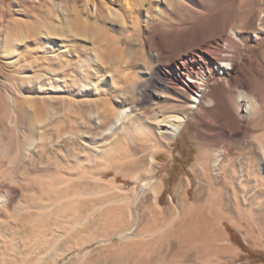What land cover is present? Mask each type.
I'll return each instance as SVG.
<instances>
[{"label":"bare ground","instance_id":"obj_1","mask_svg":"<svg viewBox=\"0 0 264 264\" xmlns=\"http://www.w3.org/2000/svg\"><path fill=\"white\" fill-rule=\"evenodd\" d=\"M81 1L86 15L84 19L77 10L67 5L61 17L49 12L52 9H47V20L55 18L54 21L58 23L61 19L63 23L56 24L58 27H66L80 34L85 40L82 46H86L93 56L90 59L101 66L100 82L114 84L119 81L124 85H134L139 76L136 73L141 70L140 65L146 62V56L150 60L156 56L158 62L165 63L162 73L167 81V88L188 89L191 104L185 115L169 114L153 104L145 107L146 113L140 111L141 114L137 109L139 107L124 104L114 111L112 102L118 103L128 92L114 93L111 99H103L101 96L97 98L94 95L97 90L89 73L86 82L88 87L90 85V92L86 99H64V104L67 103L65 109L75 108V111L72 116H60L54 104L56 100L42 93L45 90L51 91V81L48 84L47 81H42L52 78L53 71L56 70L47 65L46 68L39 65V68V58L35 57L38 56L37 51H33L36 49H32L29 42L26 44L27 41L25 44L29 48H20L14 55L12 51L8 53L9 57L14 58L13 63L22 61L23 65L19 62L13 69L17 77L20 75V79L14 83V89L19 95L10 97L8 112L4 108L0 111V221L1 216L11 213L10 210L15 216L14 219L13 215L10 217L12 221L9 219L13 222L12 231L7 227L11 234L7 231L8 234H5L2 230L8 236V243L5 244L3 240L4 245H1L0 237V264H57L58 259L67 255L71 249H60L59 244L68 242L71 239L66 238L74 234L76 248L85 246L88 243V240L83 241L85 237L82 238L86 236L82 235L85 231L81 232L78 227L82 228L81 225L86 223L87 217H82L81 214L79 218H74L79 212L78 207L82 205L81 199L84 196L97 197L113 190V194H110L112 201L94 205V209L100 210V213L93 223L102 225L104 230H116L121 239H132L124 250L135 248L138 257L132 256L134 259L128 264H152L153 259L148 257L153 249L154 252H159L165 245L168 250L163 252L167 250L168 253L176 246L177 251L173 252H182L183 260L193 258L199 261L201 256L218 250L219 232L215 229V223L203 218L200 212L204 206L203 200L221 203L222 200L228 201L225 196L231 193L242 198V201L249 202V206L250 202L258 201L256 213H264V76L246 52L249 40L258 39L264 33V16L256 19L255 31L251 32L247 31V25L254 14L252 6L244 11L241 20L243 28L235 26L241 3L236 6L230 2L228 14L217 18L214 16V6L223 5L225 0ZM13 4L22 9L25 1L0 0V20L8 16ZM27 7H24L26 11L29 10ZM25 10L20 13L29 15ZM41 22L27 24V28L32 27L33 31L30 32L34 33H30L31 36L28 37L24 35V39L39 40L43 47L51 42V27L55 24L51 22L50 26L44 21ZM5 36L12 38L13 34L7 31ZM51 43L62 55L66 53L67 49L57 44L58 42ZM169 53L171 54L168 55ZM41 68L45 69L44 73L40 72ZM220 84L222 91L214 94V89ZM47 85L51 87H46ZM153 94L158 100L165 98L161 91H154ZM108 111L112 113L106 117ZM139 116L143 117L142 120L136 119ZM190 118L205 122L206 131L209 133V137L196 146L197 154L190 167V173L197 182L193 201L189 202L186 197L189 181H180L174 189L177 205L162 209L158 200L163 192V183L153 181L151 177L157 151H154L155 143L151 144L153 141L150 142L149 133L156 130L163 137V144L169 145L179 137ZM133 138L138 140L141 152L152 149L148 158L130 152ZM243 144L244 148L241 150L247 161L245 169L238 166L236 158L237 148ZM70 150L74 154H80L77 159L83 158L78 161V168L71 166L67 160L71 158ZM115 153L120 154L112 166L115 175L126 177L134 171V181L138 178L144 179L139 180L141 182L138 188L136 184L126 193L113 186L111 179L107 182L101 181L99 176L101 172L109 169L107 166L101 171L89 172L87 166L92 159H108ZM217 170L220 171L218 174L215 173ZM90 184L93 185L90 193L79 189ZM105 184L110 188L105 189ZM14 188L18 190V199L12 205L10 196ZM92 203H95L94 199L91 200ZM21 207L26 208L28 215L20 213L19 210H24ZM247 225H250L249 222ZM252 225L261 227L264 237V219L254 221ZM25 226L28 231H25ZM21 232L28 233L24 236ZM246 234V237L250 236L247 231ZM49 237L54 238L50 240L54 241L55 250L51 248L50 240V243L45 241ZM69 243L67 246L73 244ZM48 247L58 254L49 257L50 252L45 251V254L49 253L48 257L43 254L41 256L40 249ZM133 253L137 254L135 251ZM161 258L163 262L158 259L159 261L153 263L165 264V258ZM193 261L190 262L195 264Z\"/></svg>","mask_w":264,"mask_h":264},{"label":"rangeland","instance_id":"obj_2","mask_svg":"<svg viewBox=\"0 0 264 264\" xmlns=\"http://www.w3.org/2000/svg\"><path fill=\"white\" fill-rule=\"evenodd\" d=\"M24 1H25L24 7L28 6L27 7L29 8L28 11H26L24 7H22L21 9V7L17 6L16 4L15 5L13 4L11 6L8 16H6L4 20H0V111H1V108H4L5 111L8 112L10 110V97L19 95L18 92H16V90L14 89V83H17L16 81L20 79L19 77L20 75H18L19 77L18 78L16 73H13L14 72L13 69H15V67H17V65L20 64L19 62L22 63L20 65H23V62L19 61V62L13 63L14 58L9 57L8 53H11L12 51L14 55L15 54L14 52L17 53L20 50V48H25V46L28 47L31 44L30 47L32 46V49H36L33 51L38 52V53L36 52L38 56H35L36 54H34L35 57L39 58L38 60L39 62H37L38 63L37 65L38 66L47 65L49 68L56 70V72L55 71L53 72H54V75H56L57 77L53 75L52 78H48V76H46V78L48 79H44L42 81V83H45V81H47L46 82L47 84H48V81L49 82L51 81L49 84H51L53 88L51 87V85H47L46 87H49V86L51 87V91L45 90V91H42V93L45 96H48V95L51 96L54 100L57 101V102L55 101L54 104H56V111L59 113L60 116H63L64 114H66L64 116H68V114L69 116H72L74 115V111H75L73 110L75 108H69L70 110L65 109L64 106H66L67 108V103L64 104L63 102L64 99H75L77 101L78 100L84 101V99H86L87 94L90 92V89H89L90 85L88 87L87 85L88 83L86 82V78L89 75V73L91 74L90 75L92 78L91 81H93L94 86L97 90V94H94L96 95L97 98L101 96V98L103 97V99H111L114 93L120 94L124 91L128 92L125 98L121 97L118 103L112 102L114 106L113 109H115L114 111H116L117 108L121 107V105L124 104L128 106H135L136 108L139 107L137 108L139 109L138 110L139 112L143 111L142 113H146L145 111L146 108L153 104L159 108L166 110L165 112L169 114H176V115L184 114L185 115L188 112L189 105L191 104V94L189 90L186 88H181V87L175 88L174 90H169L167 88V81L164 78L163 73H162L163 65L165 63L164 61L162 63L158 62L156 56L152 57V60H150L148 56H146L145 58L146 62L143 65H140L141 70L137 71L136 73L137 75L139 74V76H138V80L135 82L134 85H130V84L124 85V84H121V82L119 81H115L114 84L107 83V82H100L101 75H102L101 66H98L91 60L93 56L92 54L90 55L89 51H87V49L85 48L86 46H82L84 45L85 40H83V38L79 36L80 34L74 33L66 27L64 29H61L60 27H58L56 24L63 23L61 22L62 21L61 19H60L61 21L59 20L58 23H56L57 21H54L56 20L55 18L50 19L51 21L47 20L49 19V16H48L49 12L51 13L53 12L54 14L61 17L65 7H68V6L69 7L72 6L71 8H73L74 10H77L79 15L84 19L86 15H85V12L82 10L81 0H67L68 2H66V0H24ZM230 2L235 3L236 6H239L241 3L240 11L237 14V20L235 24L236 27L243 28L242 27L243 24L241 20L245 14L244 11L245 10L247 11L248 8H250L251 6L252 8H254V14L252 15V19L249 21L247 25V28H248L247 31H251V32L255 31L256 19L264 16V0H225L223 2V5L214 6L213 8L214 16L217 18V17H220V15L228 14V12H230L229 11ZM71 8L70 10H72ZM23 9L26 11V13L28 12L27 14L29 15L26 16L24 14H21L23 13L22 12ZM47 9L48 10L52 9V11L48 12ZM46 10H47L46 12L47 15L45 13ZM29 11L30 12L32 11V12L30 13ZM30 14L31 16L32 14L34 15L31 17ZM27 21H29V23ZM41 21H44L47 25H50V26H52V23L55 24L56 27L55 26L51 27L52 29L51 33L53 34V36H51L52 37L51 42H58L57 44H60L61 46H63L64 49H67L68 52L66 51V53H63L62 55V53H59V50H57V48L53 46L51 42L47 43L48 45L46 44L42 47L40 45L41 42H39V40H31L32 38L24 39L25 38L24 35L28 37L34 33V32H30V31H33L32 27L29 26V28H27V26L30 24H34V23L36 24L37 22L42 23ZM26 22L28 25L25 24ZM49 22L50 24H48ZM6 29L7 31H10V33L13 34L12 38L10 36H9L10 38L8 36H5L7 33ZM26 30H28L29 32L28 31L26 32ZM17 31H19V33ZM226 31H228V28ZM263 31H264V23H263ZM26 33H28L29 35ZM5 38H8V39H5ZM251 40H254V41H251ZM25 42L26 44H28L29 42V45L27 46ZM34 43H37V44L34 45ZM9 45H13L16 47H10ZM38 45L40 46L39 48H38ZM35 47H37L38 49ZM246 52H247V55L251 58L253 64L256 63L259 66L261 74L264 76V33L259 35L258 39L251 38L249 40V43L247 44ZM171 53H169L168 55H170ZM166 58L167 57H165L164 60H166ZM44 66H41V67L43 68L47 67V66L45 67ZM43 68L39 69L40 72L42 73L45 72V69ZM91 69L94 70V73H93V70L91 71ZM8 80L9 82H7ZM12 81H13V84H12ZM157 90L165 94L164 100L162 99L158 100L155 98L153 92ZM220 91H222L221 84L217 88L214 89V94H217ZM62 106L64 109L62 108ZM111 113L112 111H108L107 114H105L106 117H109ZM139 114H141V112ZM141 118L143 117H140V116L136 117L137 120H142ZM150 132H151L149 133L150 140H151L150 142L153 141L151 143L152 145H154L153 143H155L154 151L155 150L157 151L156 163L152 166L153 173L151 174L152 175L151 177L153 181H157V182L162 181L163 183V190H162L163 192L161 193L159 200H158L159 207L164 209L168 207L173 208L175 207V205H177L178 199L174 195V189L179 184L180 181H185V182L189 181L190 186L188 187L186 191V197L189 202H192L193 196H194V193L197 187V182L195 180V177L190 173V167L192 166V163L194 162L195 156L197 154L196 146L202 143L204 139L209 137V133L206 131L205 122L198 121V120L196 121L194 118H190L186 122L182 130V133L179 135V137L177 139H174L169 145L163 144L164 142V140L162 139L163 137L157 134L158 132L156 130L153 129ZM8 133L12 134L11 131H9ZM151 134L153 135L151 136ZM11 137H13V135H11ZM131 145H133V147L131 146L130 152L133 151V153H136L139 156H144V157L151 155L150 152L152 149L151 150L144 149L143 152L140 151L141 147L140 145H138L137 139L135 140L133 138V142L131 143ZM137 146L139 147L137 148ZM242 148H244V144L237 148L236 158H237L238 166H241L243 169H245L247 161H246L245 153L242 152L241 150ZM70 151H71L70 157L72 159L68 158L67 160L69 161L71 166L76 167L77 165L80 164L79 162L83 158L81 157V159H77L78 157L80 158V154L79 155L76 153L74 154L72 152L73 150H70ZM112 156H114L113 159H112ZM118 156H120V154L118 155L115 153L111 155L110 158L108 159L104 158L100 160L98 158H94L88 163L87 168L89 172L91 173V172H97L98 170L101 171L103 170V168L105 169L107 166V168L109 169L101 172L99 176L100 180L103 182L104 181L107 182V180L110 181L111 179L113 186L115 187L117 186L119 190L123 192L125 191L127 193L136 184H137L136 188H138L139 183L141 181H144V179L138 178L136 181H134L133 178L135 176L132 173L134 171H131V173H128L126 177H123L121 175H115L112 166L115 164L114 160ZM121 157L124 158V156H121ZM102 160L104 161V163ZM145 167L146 168L144 170L147 169V166ZM217 171H215L216 174L220 172V171L218 172ZM103 187L105 189L110 188V186H106V184L103 185ZM79 189L84 193H90L93 191V185L91 184L85 185V188L83 186V188L80 187ZM107 192L97 195V197L89 196V198H87L84 196L83 199H81L82 205L78 207L79 212L77 213V215L74 216V218L75 219L77 217L79 218L81 214H82V217H87L86 223L84 225H81L82 228H80L79 226L78 229L81 230V232L82 231L86 232V233L83 232L84 234L82 235H86V236H83L82 238L83 239L86 238L83 241L87 242L88 240V243L83 247L76 248V245H75L76 243L74 242L76 240L75 239L76 235L74 234L75 237L73 234H72L73 236L70 235L71 237L69 236L68 238H66V240H69V238L71 240H69L68 242L65 241V243L62 242L59 244V246H60V249H66V247L71 248V249H69V252L67 253V255H65L61 259H58L57 264H128V262H131V260H133L135 256L138 257V253L136 252L134 247H133L134 250L131 248H130L131 250H129V248L124 250V248L126 246H129V243L132 242V239H129V238L128 240L127 238L121 239L118 236L119 234L116 233L117 232L116 230L115 231L113 229L104 230V227H102V225L97 226V224L94 225L95 223H93L94 219L99 217V213H100L99 212L100 210L98 211V209H94V207L97 206L98 204H102V202L106 204V202L109 203L110 201H112L111 195L113 194L114 190L113 192H110V191H107ZM225 197L226 199H228V201L222 200L221 203H218L217 201L214 202L212 200H207L204 202L203 200L202 202L204 206L200 211L203 215L202 216L203 218H206V219L208 218L209 220L214 221L215 229L219 232L218 237H217V248H218V250H216L217 253L214 252L206 256L205 255L201 256L199 260L200 262L195 261L193 258L189 260L191 262L194 260L195 262L194 261L193 262L195 264H264V237L260 229L261 227L252 225L254 221L264 219V213L262 212L256 213L257 211L256 207L257 205H259L258 201L250 202V206H249L248 204L249 202L247 203L246 200L242 201V198L240 197L237 198L233 196L231 193H229L228 196H225ZM17 199H18V190L14 188L12 189V194L10 196V200H11L10 204L12 205L15 204ZM93 199L95 200V203L91 204V200ZM96 200L98 201L97 203H96ZM22 206L24 207V205ZM23 207L21 208L24 209L25 211L19 210L20 213L22 212L23 215L24 214L28 215L26 208H23ZM104 207L106 206L104 205ZM237 208L238 210H236ZM34 211L35 210H33V212ZM9 212H11L12 214L7 213L5 216H1V221H0L1 222L0 223V228H1L0 237H2V240H1L2 242L0 241L2 243L1 245H4V243L5 244L8 243V236H6L5 234H8L7 232L11 234V231H12L11 228L13 226L12 224L13 222H11L12 220L10 217H12L13 215L12 219H14L15 216L11 210ZM5 219L7 220L10 219L11 221L10 220L6 221ZM248 222L250 224L249 226L247 225ZM9 224L11 225L9 226ZM3 225L6 227H4ZM7 227H9L11 231H9L10 229L7 230ZM26 228L28 229V227L25 226L24 228L25 231H28L26 230ZM24 229H23V232H24ZM78 229L76 228L77 231ZM2 230L5 232V234H3L4 232ZM105 231L107 232L105 233ZM246 231L249 233L250 236L246 237L247 235ZM25 233L24 234L22 233V234L25 236L27 235L28 232L26 234ZM107 233H110V234L108 235ZM22 234L20 235L21 237H23ZM105 234L108 235L109 237L106 238L107 236ZM50 238L54 240V238L49 237V239L47 238L45 241L47 242L48 240V243H50L51 241ZM101 239H103V241H101ZM3 240H4V243H3ZM70 241L73 244L69 243ZM51 242H52L50 243L51 248L53 247L54 249V246H53L54 241H51ZM67 243L71 244L69 245L70 247L67 246L68 245ZM51 248L48 247L47 249H40V255L43 254V255H46V257H48L47 255H49V253L45 254L48 251L50 252L49 257L51 256L54 257L55 255H57L58 252L56 253L54 251L55 249L53 251L50 250ZM165 249H167L166 245L163 248L159 249V252H157L158 250L154 252V249H153L152 251L153 253L151 252L150 254L151 256L148 257V259L150 260L153 259L152 260L153 262H157V260L159 259L160 261L163 262V259L161 258L163 257L165 258L164 259L165 264L166 263L169 264V262L170 264L172 263L173 264H177V263L178 264L179 263L180 264H186V263L192 264L189 260H187V258L183 260L182 252H177V253L175 251L173 252V250L177 251L176 246H174L173 250L171 249L168 253H167V250H168L167 249L165 251L167 254H164L165 252H163ZM132 250L133 252L135 251V253L137 254H134ZM224 250H225V255H223ZM51 253L53 255H51ZM40 255H37V256H40ZM32 256L36 257L35 254H33ZM83 256H85L86 258L85 257L83 258ZM153 262L152 264H158V263H153ZM160 264L162 263L160 262Z\"/></svg>","mask_w":264,"mask_h":264},{"label":"trees","instance_id":"obj_3","mask_svg":"<svg viewBox=\"0 0 264 264\" xmlns=\"http://www.w3.org/2000/svg\"><path fill=\"white\" fill-rule=\"evenodd\" d=\"M252 255V254H251ZM253 257V256H252ZM259 260V259H258ZM260 261V260H259Z\"/></svg>","mask_w":264,"mask_h":264},{"label":"crops","instance_id":"obj_4","mask_svg":"<svg viewBox=\"0 0 264 264\" xmlns=\"http://www.w3.org/2000/svg\"><path fill=\"white\" fill-rule=\"evenodd\" d=\"M250 241V240H249Z\"/></svg>","mask_w":264,"mask_h":264}]
</instances>
